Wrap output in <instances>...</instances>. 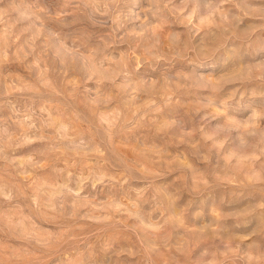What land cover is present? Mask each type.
I'll return each mask as SVG.
<instances>
[{
	"label": "rangeland",
	"instance_id": "rangeland-1",
	"mask_svg": "<svg viewBox=\"0 0 264 264\" xmlns=\"http://www.w3.org/2000/svg\"><path fill=\"white\" fill-rule=\"evenodd\" d=\"M0 264H264V0H0Z\"/></svg>",
	"mask_w": 264,
	"mask_h": 264
}]
</instances>
